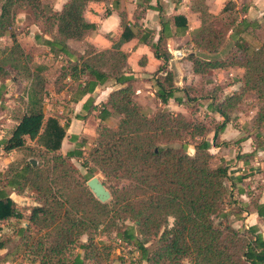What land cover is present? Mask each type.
<instances>
[{
    "label": "trees",
    "instance_id": "trees-1",
    "mask_svg": "<svg viewBox=\"0 0 264 264\" xmlns=\"http://www.w3.org/2000/svg\"><path fill=\"white\" fill-rule=\"evenodd\" d=\"M0 1V37L11 31L20 9H30L36 20L43 21L42 31L50 35L44 44L55 58L66 59L57 82L67 77L74 82L87 78L91 91L109 78H115L120 85L126 84L109 94L98 114L101 122L112 115L118 116L115 129L103 127L98 132L82 163V167L91 164L105 178L102 183L111 199L101 203L88 189V180H82L69 165V160L82 156L84 144H78L76 150L66 154L59 153L67 126H61L56 117L46 118L45 68L31 67L32 57L18 43L16 35L10 33L12 45L0 51V101L6 91L3 80L10 75L14 83L28 82V88L23 111L13 115L17 124L7 138L0 140V149L5 154L28 150L31 158H40L46 167L27 160L0 172L5 180L4 188L0 189V223L21 217L5 188L17 195L29 190L36 202L28 209L26 226L18 232L19 244L8 250L0 263H9V257L21 250L31 258L28 264H112L114 247L97 236L108 238L114 233L116 240L136 248L139 264H181L185 260L189 264H264V232L256 226L235 228L226 221V215L220 214L224 200L230 197L229 167L223 160L216 166L211 164L215 159L211 149L220 144L219 135L232 121L246 93H253L261 103L257 122L264 121V41L248 50L242 38H238L235 47L240 56L227 65L187 56L194 74L201 76L226 66L243 70L239 92L206 105L208 114L221 118L220 121L214 118L212 127L211 122L190 121L181 113L165 109L147 116L134 101L131 80L124 74L127 54L120 50L97 52L92 46L80 54L67 45L69 40L81 41L96 29L84 19L89 3L108 2L118 9L120 0H67L59 11L53 9L49 13L45 12L42 0ZM191 8L199 13L201 20L200 28L191 34L194 47L216 52L224 38L211 22L218 15L209 12L204 0H192ZM225 13H231V31L236 35V28L244 32L256 26L245 19L238 22L239 14L230 1L222 9L221 14ZM109 14L106 9L104 16ZM174 26L182 32L187 30L186 21L180 16L174 18ZM120 27V41L135 38L149 46L156 59L167 62L171 58L166 37L160 36L154 42L152 31L141 28L134 34L126 26L124 16ZM234 34L230 36L232 39L236 38ZM160 70L156 71L155 97L166 106L170 99L176 100L175 93L179 90L169 73L164 76ZM182 92L189 108L195 100L187 99L188 90ZM178 103L182 102L178 100ZM27 139L37 141L40 150L27 147ZM176 142L181 143L180 147L171 146ZM189 146L193 155L187 153ZM260 149L264 151V145L258 140L255 150ZM252 208L264 222V204L254 201ZM244 209L250 211L249 206ZM216 215L224 220L217 225ZM170 218L173 222L169 227ZM153 238L159 244L150 251L146 244ZM6 248L7 243L0 240V251ZM76 250L84 252L82 258Z\"/></svg>",
    "mask_w": 264,
    "mask_h": 264
},
{
    "label": "crops",
    "instance_id": "crops-1",
    "mask_svg": "<svg viewBox=\"0 0 264 264\" xmlns=\"http://www.w3.org/2000/svg\"><path fill=\"white\" fill-rule=\"evenodd\" d=\"M228 1L234 5L235 10L239 14L238 22L245 19L247 22L256 24V26L264 22V0H204V3L208 7L209 12L217 16L221 14L222 9ZM66 2L67 0H64L60 5V8H54V10L59 11L62 5ZM191 5L192 0H120L119 8L114 9L108 2H91L86 7L84 19L86 22L94 24L96 29L89 32L81 41L69 40L67 45L80 54H83L89 46L94 47L97 52L105 50H120L127 54V66L124 70V74L131 80V85L136 96V103L142 107L150 100L149 97L157 100L160 105V101L155 97L157 89L155 81L157 75L156 71L160 68V71L162 72L171 69L168 73L172 78L174 87L177 88L179 92L175 93L176 100L170 99L165 107H167L169 111H175L176 113H181L186 116L185 112L188 109V106L184 102V94L182 89L179 88V83H175L174 81L175 72L173 70V68H179V66L182 65V59L179 60L180 62L170 61V59L167 62H164L161 59H156L153 55L152 49L145 44L139 43L135 38L125 42L120 41L122 33L120 23L121 17L124 16L126 19V26L132 31V33L135 34L137 28L152 31L154 42H156L160 36L166 37L165 42L167 49L184 50L186 52L184 58H186L188 63H191L187 56H196L202 59L196 51L203 55L220 53L217 50L218 52L212 54L203 50H198L194 47L191 41V34L194 30L200 28L201 20L199 13L194 12ZM149 6L155 8L147 9ZM106 9L110 11L108 16L103 15ZM176 16H180L186 21L187 30L185 32H182L180 28L174 26V18ZM162 24L164 27L163 30ZM36 28L38 30H35ZM36 28L32 29L28 34H32L33 43L36 47L32 48V50H38L34 51V53H27H29L31 57L45 58L48 62L57 59L54 64L61 69V67L65 65V57L58 56L55 58L51 54L49 48L44 44V40H50V35L45 34L38 26H36ZM185 47H190L192 49L195 48V50L190 51ZM203 60L211 61V59ZM41 66L45 68V72L52 70L51 62L50 65L44 64ZM240 73L243 74L242 69H240ZM241 74L240 78L242 77ZM197 76V78H201V75ZM88 82L87 78H82L79 81L74 82L69 77L63 79L61 84H59L60 86H57L58 82L56 79L52 82L53 86H56L53 93V96L55 97L54 99L58 100L60 103L56 114L61 115L60 118H62L63 113L72 117V121L70 123L68 122L66 125V151L64 152V149L62 148V150H60L63 151L62 154H66L73 150L70 145H73L77 139L76 137L79 132H77L76 128L79 127V129H86L88 126L87 124L89 123V120L93 118V115H95V120L98 125L105 124L109 119L113 118L114 115L106 121L101 122L98 118L100 106L106 102L112 91L126 86V84H118L115 78H109L104 84H97L91 91L88 89ZM180 83L181 85H185L187 82L181 79ZM238 85H241L240 81L238 82ZM233 92L236 91L234 90ZM233 92H230L228 95H231ZM178 100L182 103L179 104ZM11 114L13 116V112H11ZM237 115L238 113L232 116V121L227 124L224 131L219 135L220 144L212 148L211 153L215 155L219 152L221 159H223L229 167L228 175L231 180L229 184L230 191L234 188L236 196L242 202L240 215L242 220L237 222L236 227L241 228V226H243L244 228H248L250 226H256L260 231L264 232V222L260 221L252 208V202L254 201H257L259 204H264V186L260 184L257 190L250 186V181L254 174L260 172V169L258 168V165H260L259 162L264 160V151L261 149L259 151L255 150L257 147L255 142L257 143L261 138L260 132L255 128L252 134H247L245 137L241 136L236 140H233V142H230L232 141L230 137L233 132L236 134L241 133L234 127L237 126ZM214 118L218 121L221 120L218 116H214ZM9 120L14 123V126L17 124L13 117H9ZM14 126L4 138L9 136ZM1 132L3 131H0V133ZM4 132L7 131L5 130ZM4 138L0 137V140ZM231 150L234 151L235 156L234 154L232 157L229 155ZM237 155L241 156V158H237ZM231 159H233V161ZM245 160L247 161L244 162ZM252 163L253 165H257L256 168L249 166ZM262 177H264V175ZM262 181H264V179H262ZM245 206L250 207L249 212L245 211ZM81 241L85 242L86 240L82 239ZM75 252L80 254L81 258L83 257L84 252L82 250H76ZM4 264H8V262Z\"/></svg>",
    "mask_w": 264,
    "mask_h": 264
},
{
    "label": "rangeland",
    "instance_id": "rangeland-1",
    "mask_svg": "<svg viewBox=\"0 0 264 264\" xmlns=\"http://www.w3.org/2000/svg\"><path fill=\"white\" fill-rule=\"evenodd\" d=\"M64 2V0H43L42 4L45 8V12L49 13L54 8L59 9L60 5ZM250 3V2H249ZM1 4V1H0ZM247 4V3H246ZM105 13H103L104 15ZM230 15L231 13H225L220 14L214 19L211 20L213 25L215 26L216 30H218L220 33L223 34L224 38L223 41L218 49L220 53L213 54V55H203L202 53L199 54L202 59H211V61H219L223 62L225 65L231 63L234 61L237 57L240 56V53L238 52L237 48L235 47L236 40L238 38H242L243 45L246 49L251 50L261 44L262 41H264V22L261 24H258L254 28L249 27L246 31L241 32V29L236 28L234 29L235 33H232V25L230 24ZM35 25V26H33ZM36 26H38L41 30L44 26L43 21L36 20V14H34L30 9H20L16 12L15 20L12 25V29L10 32L5 34L4 36L0 37V51L4 48H9L12 45V41L9 38L10 33L16 35L18 43L21 45V47L26 52H33L37 51L38 49L32 50V48H36L33 39L32 34H28L31 32L32 29H35ZM35 30H38L37 28ZM235 35L236 38L232 39L230 36ZM29 35V36H28ZM186 49L193 51L195 48L185 47ZM202 51V50H201ZM200 51V52H201ZM216 51V52H218ZM29 54V53H28ZM53 59V58H52ZM53 61V60H52ZM52 61H46V59L42 58H31L30 66L35 67L37 65H44L48 64L50 65L51 62V71L43 72V75L46 78V91L47 95L44 100V110L46 118L49 117H56L58 120V123L61 126L67 125L68 122L70 123L72 121V117H69L68 115H65L63 113L62 118L61 115H57L56 112L58 111V107L60 105L58 100H55L53 93L55 91L56 86L54 87L52 82L54 79L58 78L59 69L60 67L56 66L54 63H56L57 59ZM59 61V59H58ZM180 62V61H178ZM181 66L179 68H173L175 75H174V81L175 83H179V88L188 90V94H186L187 99L194 102L190 103V107L186 110L185 114L188 120L192 121L195 120L197 122H203L206 121L207 123L211 122L209 124L210 126H214V115L207 113L206 105L210 102H213V104H216L220 102L224 97H226L230 92H233L234 90L236 92L240 91V85H238V82L240 81V69L236 67H228L220 68V69H214L211 71H207L205 75L201 76V78H197L198 74H193L192 64L188 63L186 61V58L181 60ZM171 69H168L167 71L163 72L164 76L170 71ZM243 74H241L242 76ZM173 76V75H172ZM197 78V79H196ZM183 79V81L187 82L185 85H181L180 80ZM4 84L6 85V91L3 93L2 99L0 101V131H3L0 133V137L4 138L8 135L9 130L14 126V123L9 120V117H13L11 112H13V115L21 114L24 108V102L26 99V89L28 88V82L25 81H17V83H14L12 81V76L5 78L3 80ZM61 81H58L57 86H60ZM194 84V85H193ZM134 101L135 94H134ZM150 100L142 107V111L149 117H152L156 112L160 110H169L167 107L159 105V102L157 100L152 99L149 97ZM261 107V103L258 101L257 97L249 92L244 95L242 98L240 104L237 107V126H234L237 128L241 133L236 134L235 132L231 135L230 142H233V140H236L237 138L241 136H246L247 134H252L253 130L257 128V131L260 132V136H262L259 139V142H262V145H264V121L262 123H258V111ZM172 113H176L175 111H171ZM234 116V115H233ZM119 117L114 115L113 118L109 119L105 124H99L95 120V115H93V118L89 120V123L87 124L86 129H79L76 128L78 135L77 139L75 140V143L73 145H70L73 150L77 149V145L80 143H83V147L81 149L82 156L79 158H73L69 160V165L76 169L77 174L82 178V180H89L92 177H97L101 182L105 180V178L97 171L93 170V167L91 164H88L87 167H82V163L85 162V158L87 157V154L89 150L92 148V144L94 140L97 138L98 132L101 131L103 127L112 128L115 129ZM213 121V122H212ZM81 124V123H80ZM98 125V126H97ZM7 132H4V131ZM66 134V131H65ZM212 134L208 136L209 139H211ZM66 137H64L63 145L61 144L60 150L62 148L63 151H66ZM220 138V136H219ZM186 142H189L188 139L185 140ZM257 141V140H256ZM220 142V139L219 141ZM180 142L173 143L172 147H180ZM255 144H257L255 142ZM26 145L29 148L38 149L39 143L37 141H30L26 140ZM212 150V149H211ZM63 151H60L59 153L62 154ZM193 149L192 146H189L187 149V153L189 155H193ZM36 153V151H35ZM231 157L235 156L234 151L231 150L229 152ZM215 159L211 162L212 166L218 165V162L223 160L221 159V155L218 152L214 155ZM27 160H34L35 165L39 163L41 166L46 167V164L43 163V161L38 157H30V152L28 150H18V151H12L9 154H5L0 149V172L7 171L8 167L13 164L15 166H20ZM233 161V159H231ZM254 163V162H253ZM253 163L249 166L252 168H256L257 165H253ZM260 165H258V168L260 169L259 173H255L253 178L251 179V184L254 189H258L260 184L264 186V175L263 169H264V160L262 162H259ZM254 166V167H253ZM5 180L4 177H0V189L4 188ZM7 192H10V197L15 202V208L20 214V218L15 219H9L7 221L0 223V240L7 243V248L0 251V259L3 258L4 254L10 250L15 244H19V236L18 232L20 228H24L27 224V216L29 215V208L36 205L35 202V195L27 190L21 195H17L13 192H11V189L5 188ZM230 197H227L224 200V204L221 207L220 214L227 216V222L230 223L233 227L237 228V222L241 221L242 218L241 210H242V202L240 199L236 196L235 190L233 188L232 191H230ZM226 219V218H225ZM221 215H216L214 217V223L217 225L219 222H223ZM173 219L170 218L168 223L169 227L172 225ZM242 225V224H241ZM243 227V226H241ZM84 238V237H83ZM97 239L104 240L105 243L110 244L113 246V251L110 257L112 264H139L138 263V253L136 251V248L132 245L126 246L124 243L119 242L115 239V234L111 233L109 237H105L104 235L97 236ZM159 242L156 238L151 239L147 244V248L150 251H153L156 246H158ZM10 261L8 264H28L31 260L30 257L23 254V251L17 252L15 255L9 257ZM4 264V263H0ZM147 264V263H142ZM181 264H189L187 260L183 261Z\"/></svg>",
    "mask_w": 264,
    "mask_h": 264
},
{
    "label": "water",
    "instance_id": "water-1",
    "mask_svg": "<svg viewBox=\"0 0 264 264\" xmlns=\"http://www.w3.org/2000/svg\"><path fill=\"white\" fill-rule=\"evenodd\" d=\"M32 163L33 165L35 164L34 161ZM86 185L94 197L101 203H105L111 199L110 192L97 177L90 178L86 182Z\"/></svg>",
    "mask_w": 264,
    "mask_h": 264
},
{
    "label": "built area",
    "instance_id": "built-area-1",
    "mask_svg": "<svg viewBox=\"0 0 264 264\" xmlns=\"http://www.w3.org/2000/svg\"><path fill=\"white\" fill-rule=\"evenodd\" d=\"M170 52H171L170 61H179L186 56V52L184 50L175 49V50H170Z\"/></svg>",
    "mask_w": 264,
    "mask_h": 264
}]
</instances>
